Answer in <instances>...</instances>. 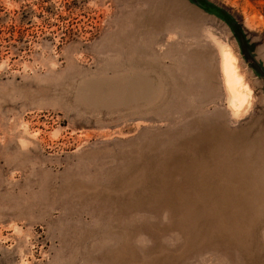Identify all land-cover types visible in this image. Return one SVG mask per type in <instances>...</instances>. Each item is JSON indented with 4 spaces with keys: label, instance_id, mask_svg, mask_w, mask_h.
<instances>
[{
    "label": "rangeland",
    "instance_id": "1",
    "mask_svg": "<svg viewBox=\"0 0 264 264\" xmlns=\"http://www.w3.org/2000/svg\"><path fill=\"white\" fill-rule=\"evenodd\" d=\"M0 264H264V0H0Z\"/></svg>",
    "mask_w": 264,
    "mask_h": 264
},
{
    "label": "bare ground",
    "instance_id": "2",
    "mask_svg": "<svg viewBox=\"0 0 264 264\" xmlns=\"http://www.w3.org/2000/svg\"><path fill=\"white\" fill-rule=\"evenodd\" d=\"M222 71L230 92V106L239 110L247 100V87L235 66V59L230 51L222 50Z\"/></svg>",
    "mask_w": 264,
    "mask_h": 264
}]
</instances>
